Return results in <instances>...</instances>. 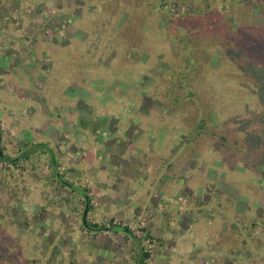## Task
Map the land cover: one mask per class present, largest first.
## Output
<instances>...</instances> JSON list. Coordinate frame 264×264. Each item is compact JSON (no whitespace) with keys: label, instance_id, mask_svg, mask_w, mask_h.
Returning a JSON list of instances; mask_svg holds the SVG:
<instances>
[{"label":"rangeland","instance_id":"1","mask_svg":"<svg viewBox=\"0 0 264 264\" xmlns=\"http://www.w3.org/2000/svg\"><path fill=\"white\" fill-rule=\"evenodd\" d=\"M151 1L0 0V264H264V169L233 149L264 122L262 14L239 36L245 0L210 3L218 39Z\"/></svg>","mask_w":264,"mask_h":264},{"label":"trees","instance_id":"2","mask_svg":"<svg viewBox=\"0 0 264 264\" xmlns=\"http://www.w3.org/2000/svg\"><path fill=\"white\" fill-rule=\"evenodd\" d=\"M178 1H179V3L177 1H174V4L177 6V10L179 11L178 14L173 15L174 16V19H176V16L179 15V17H181L182 19H184L187 22H190V20H192V19H196L197 21L201 22V25H202V24H204V22H202V21H205V19L207 20V18L208 19L210 18L208 20L209 25H208L207 29H205V28H203V29H205L207 31L208 29L211 28V30L214 32V35L217 34V36L219 37L218 39H220L221 36L227 37V36L230 35L229 37H237L234 34H239V36L242 35L243 33L241 31V28H243L244 26L247 27L250 24L249 21H243V18H242L243 15H245L247 13L251 14V13H258V12H260L262 14V17H263V25H264V0H245L246 3L243 2V4L236 11L233 10L234 8L231 6L232 4H230L228 6V10H227V11L230 12L229 16L225 17L226 15H224V14H220V16L222 15L225 18L228 19L226 21L229 22V27L230 28H233L235 30V32H233L234 34L233 33H227L225 35L222 34V32L221 33H219V32L221 30H225L226 31V29H224L226 27H224V26L217 27L219 25V22L217 21L216 18H214L215 12L218 11V9H215L216 6L215 7H212L210 5V3H214V4L217 3L218 0H209L208 3H206V4L203 3L204 6L201 3L197 4L198 0H178ZM84 2H85V0H84ZM190 2H192V3L190 4ZM102 3L105 6L106 3H107V0H101V6H102ZM222 3H223V5L226 6V3H231V0H222ZM97 6L98 5L96 4V7ZM144 6L145 7H148L149 8L148 10L152 13L153 12L152 10H153V7L155 6V4L154 3L151 4L150 7L148 5H143V7ZM136 10L138 11V9H136ZM109 11H111V9H109ZM166 13L169 14V12L165 11V14ZM132 21H133V19H132ZM220 24H223V23L220 22ZM219 26H221V25H219ZM258 26L259 25H257L256 27H258ZM194 27H195V25L194 26L192 25V27H190L188 29H191V28L192 29H195ZM132 28H133V26H132ZM216 28H219V29L216 30ZM261 29H264V26L261 25ZM189 32H190V30H188L186 33H189ZM202 32H203V30H202ZM258 36L259 37L256 39V41L257 40L258 41L261 40L262 41L261 43H263L264 42V32H263V34L260 33ZM108 44L115 51H117V49L119 48L118 47V44H114V45L111 44V43H108ZM261 45H263V44H261ZM222 46H223L222 48L226 49L225 48V45H222ZM261 51L262 52L259 54V56H260L259 57V61H261L262 63H264V46H262ZM98 59H99V62H100L101 59L100 58H98ZM251 67H253V66H251ZM263 105L264 104L261 105V118H264V107H262ZM60 107H62V105H60ZM257 119L258 118H254V120H257ZM200 125L197 126L196 130L200 131L199 129H201L202 124H200ZM260 127H261V133L260 134H258V135H252V136H245L241 140H235L233 142V149H235V151L241 149L240 151L242 152V154L245 153V152H248L254 158V162H252V163H255L256 164V168H258L260 166V167H263V169H264V122H263V124H260ZM222 128H225V126L222 127ZM219 143H220V146L221 145H226L223 140H219ZM25 145H28L29 146V144L26 143V142H25ZM32 146H35V148H37V147H43L44 146V143H35ZM181 146L182 145L180 144V141H179L178 143L174 144L171 147V149L169 151V154H168V157L164 158L163 159L164 161H162L163 165L166 164V162L168 161V159L172 158L178 152V149ZM35 148H34V150H32V148H30L28 150H25V152H22V155H23L24 160H26V161L27 160L28 161L31 160L29 154L30 153L33 154V153L37 152V150ZM39 151H42V150L40 149ZM52 160H53L52 162H49V164L51 166V172L50 173H51L52 177L54 178V180L58 184H61L62 185L61 181L59 180V179L62 178V174L60 173V171L58 169L59 162L57 161V159L55 157ZM0 161L6 163V161H10V158L7 155H4L3 154V156H0ZM13 161H15V160H13ZM14 164H15V162H14ZM172 164H173L172 162H170V163L168 162V164L166 165V167H167L166 170L170 169L171 166H172ZM69 185L71 186L70 189L72 190V192H76V193H78L80 195H82V194L84 195L83 191H85L86 189L75 187L71 182H70ZM89 201L90 200H87V203H88L87 211H89L91 209V205H90ZM84 210H85V208H84ZM109 224L112 225V223H109ZM81 226L84 229H92V230L103 229L104 228L103 226H98V224H96V223L91 224L87 220H86V226L83 224V222H81ZM118 227H121V226L114 225V226H110L109 228L113 232H118ZM125 228H127L129 230L128 233L134 234V232L128 226H125ZM142 229L145 232V236L146 237H150V234L146 230V228H142ZM240 241L244 243L245 248H246L247 245H248V243H249L248 238L247 237H244ZM59 255H60V247H59V244H55L51 248V250H50V256L48 258V263H50V264H55V263L56 264H59L60 263V261L58 260V256ZM148 256H149V253L142 252V254L140 255L139 260H138V262L136 264H145V259L148 258ZM29 262H31V261H29ZM31 263L34 264L33 262H31Z\"/></svg>","mask_w":264,"mask_h":264},{"label":"water","instance_id":"3","mask_svg":"<svg viewBox=\"0 0 264 264\" xmlns=\"http://www.w3.org/2000/svg\"><path fill=\"white\" fill-rule=\"evenodd\" d=\"M0 156H3V153L0 149ZM87 208H88V203H87V198H86V205H85V210L83 212V215H82V222L83 224L86 226V213H87ZM118 230H122V231H125V232H129V230L127 228H120L118 227Z\"/></svg>","mask_w":264,"mask_h":264}]
</instances>
